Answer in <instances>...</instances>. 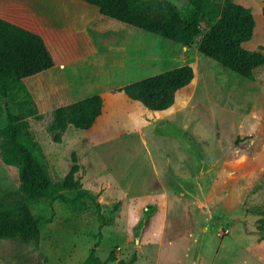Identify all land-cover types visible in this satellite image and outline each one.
<instances>
[{"label":"rangeland","instance_id":"1","mask_svg":"<svg viewBox=\"0 0 264 264\" xmlns=\"http://www.w3.org/2000/svg\"><path fill=\"white\" fill-rule=\"evenodd\" d=\"M47 1L73 15L49 25L80 29L66 42L70 60L62 68L23 79L40 114L26 118L28 130L53 182L77 165L74 177L95 195L105 224L98 238L93 203H71L75 191H62L67 200L29 206L41 219L36 241L0 238V264H80L95 241L101 260L115 249L117 258L134 253V264H264V66L253 80L240 79L196 50L199 35L185 47L89 4L77 10L73 2ZM169 1L182 13L190 8L187 0ZM233 1L254 19L243 47L264 53L263 0ZM30 6L40 8L35 0ZM207 27L201 19V33ZM181 64L194 69L193 81L165 110H148L116 90ZM92 94L102 99L92 125H68L54 142L47 130L53 109ZM18 196L17 170L0 159V203Z\"/></svg>","mask_w":264,"mask_h":264},{"label":"trees","instance_id":"2","mask_svg":"<svg viewBox=\"0 0 264 264\" xmlns=\"http://www.w3.org/2000/svg\"><path fill=\"white\" fill-rule=\"evenodd\" d=\"M93 5L102 16L189 47L199 35L196 50L218 62L240 79L253 80L255 71L264 66L263 47H243L253 33L254 19L248 7L233 0H187L189 10L180 12L169 0H83ZM264 19V0L261 4ZM208 23L201 33L200 20ZM53 65L44 42L35 33L0 18V159L17 170L19 196L0 203V238L36 241L41 219L29 206L55 199L67 200L62 191L74 190L68 199L74 203L88 198L100 221L105 219L95 195L81 188L74 177L73 163L65 176L53 182L44 166V155L28 130L27 117L39 119L40 114L23 78L42 72ZM194 69L181 64L148 75L118 87L124 96L148 110L161 111L173 103L174 94L193 81ZM102 99L98 94L55 107L47 125L51 139L58 142L68 125L86 130L100 114ZM95 241L80 264H134L135 254L128 259L117 258L110 249L101 260L95 254Z\"/></svg>","mask_w":264,"mask_h":264},{"label":"crops","instance_id":"3","mask_svg":"<svg viewBox=\"0 0 264 264\" xmlns=\"http://www.w3.org/2000/svg\"><path fill=\"white\" fill-rule=\"evenodd\" d=\"M35 1L39 3V7H40L37 10H34L30 6L32 0H0V18L40 36L53 60V65L51 66V68L52 67H55L56 69H58V67L62 68L63 64L67 63V61L70 60L68 55L69 52H67L68 46L66 42L75 39L77 32H79L78 29L80 28L76 26L74 27L63 26L58 28L57 26L53 25L55 28H57L56 31L57 30L61 31L62 29V32H57L56 34L55 30H53L52 28L53 26L49 25L50 22H55V21L59 22L62 14L64 17L65 16L72 17L73 16L71 13L72 11L68 8V10H66L65 12L63 11V13H61L60 11L56 13L53 11V7L49 5L50 4L49 1L47 2L46 0H42V1L35 0ZM53 1L54 3L55 1L57 2V0H53ZM66 1L70 4V6L72 5V2L75 3L76 6L75 9L77 10L79 9V4L84 5V3H86L84 1H79V0H66ZM87 18H88V13H87ZM87 18L85 20H87ZM73 20L76 21L75 18H73ZM84 21H82V23ZM49 32H53L51 34V39H53L52 48L48 45L47 42V36L50 35Z\"/></svg>","mask_w":264,"mask_h":264},{"label":"built area","instance_id":"4","mask_svg":"<svg viewBox=\"0 0 264 264\" xmlns=\"http://www.w3.org/2000/svg\"><path fill=\"white\" fill-rule=\"evenodd\" d=\"M225 232H227V228L222 229V232L220 231V233H218V235H221L222 233H225Z\"/></svg>","mask_w":264,"mask_h":264}]
</instances>
